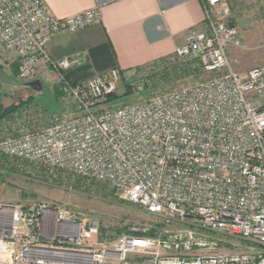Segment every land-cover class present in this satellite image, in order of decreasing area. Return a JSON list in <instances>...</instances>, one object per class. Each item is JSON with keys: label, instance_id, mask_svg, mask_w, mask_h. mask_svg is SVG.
Here are the masks:
<instances>
[{"label": "built area", "instance_id": "obj_1", "mask_svg": "<svg viewBox=\"0 0 264 264\" xmlns=\"http://www.w3.org/2000/svg\"><path fill=\"white\" fill-rule=\"evenodd\" d=\"M200 2L203 26L171 56L73 84L64 73L82 56L54 60L46 45L98 22L99 8L57 18L43 0H0V52L15 56L24 84L52 69L60 94L41 128L22 108L0 121V159L67 188L104 184L163 226L113 238L64 206L0 203V264H264V65L235 72L228 48L242 43L229 4ZM122 81L135 98L116 106L107 98Z\"/></svg>", "mask_w": 264, "mask_h": 264}, {"label": "rangeland", "instance_id": "obj_2", "mask_svg": "<svg viewBox=\"0 0 264 264\" xmlns=\"http://www.w3.org/2000/svg\"><path fill=\"white\" fill-rule=\"evenodd\" d=\"M230 3L232 8H230ZM230 22L238 29L241 47H229L228 57L235 72L264 65V0H227ZM5 52L0 53V112L14 105L16 109L28 110L39 120V126L47 125L53 114L60 110L57 75L53 83L43 82L36 91L20 81L13 71V65L3 61ZM5 55V54H4ZM211 74H200L207 78ZM125 82L119 85L117 94H121L114 105H122L135 97L123 98ZM174 87V84H169ZM149 92L140 95L145 97ZM109 107L108 104L104 105ZM15 109V110H16ZM13 112V111H12ZM9 114L0 118V121ZM37 123V122H36ZM38 127V126H36ZM0 203L33 206L39 203L64 206L71 211L83 212L88 217L97 218L103 228L110 231L111 237L117 238L126 233L132 224H151L162 229L158 218L144 213L127 201L119 200L111 188L104 184L75 183L67 188L59 182L44 178H31L13 170L10 160L0 159ZM155 235H160L158 231ZM218 240L228 244L230 250H245V242L229 236L213 234Z\"/></svg>", "mask_w": 264, "mask_h": 264}, {"label": "crops", "instance_id": "obj_3", "mask_svg": "<svg viewBox=\"0 0 264 264\" xmlns=\"http://www.w3.org/2000/svg\"><path fill=\"white\" fill-rule=\"evenodd\" d=\"M43 2L57 18L99 8L98 22L75 33H60L46 45L48 55L54 60L82 56L81 64L69 69V76L76 84L113 67L122 74H129L140 66L167 58L173 54L175 46L183 43V34L187 29L200 28L204 24L200 0ZM229 4L232 8L230 1ZM83 52H86L84 56ZM4 54L3 61L17 67L15 56ZM54 78L56 73L52 69L38 76L42 83L47 84L53 83Z\"/></svg>", "mask_w": 264, "mask_h": 264}, {"label": "trees", "instance_id": "obj_4", "mask_svg": "<svg viewBox=\"0 0 264 264\" xmlns=\"http://www.w3.org/2000/svg\"><path fill=\"white\" fill-rule=\"evenodd\" d=\"M13 71H14V73L16 75L17 74V67H16V65L13 66ZM64 77H65V79H67L71 83L76 84L75 82H73L71 80V78L69 76V70L64 73ZM122 95L124 96L123 98H126V97L131 96V89L125 85V90L122 93ZM120 97H121V94L114 93V94H111V95L108 96L107 101H110V102L111 101H117V100L120 99ZM15 109H16V106H14V105H11V106L5 108L4 110H2V112H0V118L3 117L6 114H9V113L11 114L12 111H14Z\"/></svg>", "mask_w": 264, "mask_h": 264}, {"label": "water", "instance_id": "obj_5", "mask_svg": "<svg viewBox=\"0 0 264 264\" xmlns=\"http://www.w3.org/2000/svg\"><path fill=\"white\" fill-rule=\"evenodd\" d=\"M26 85L36 91H39L41 89L42 82L40 79L37 78V79L27 82Z\"/></svg>", "mask_w": 264, "mask_h": 264}]
</instances>
